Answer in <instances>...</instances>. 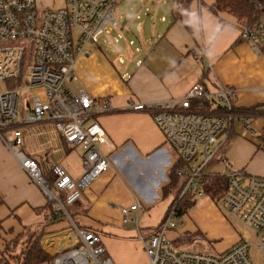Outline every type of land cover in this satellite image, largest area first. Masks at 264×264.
Wrapping results in <instances>:
<instances>
[{"label": "built area", "instance_id": "built-area-1", "mask_svg": "<svg viewBox=\"0 0 264 264\" xmlns=\"http://www.w3.org/2000/svg\"><path fill=\"white\" fill-rule=\"evenodd\" d=\"M64 1L59 7H42L37 0H0V138L22 170L42 189L53 210L62 211L69 220L66 229L42 238L44 262L116 264L102 243L101 233L77 225L66 207L74 204L82 190L111 164L117 147L96 119L111 107L104 97L95 98L84 90L73 92L66 81L72 76L79 56H89L91 47L98 48L103 34L108 35L113 29L122 31L129 21L121 29L122 22L115 17L121 0ZM197 5L202 7L199 0ZM239 33L240 39L254 48L264 47V19L240 27ZM115 41L118 42L117 38ZM206 52L205 45L195 47L194 60L199 62ZM119 62L123 63V59ZM231 92L219 87L212 94L196 83L178 100L149 105L129 103L132 110L150 111L167 143L183 160L193 161L181 196L190 192L206 195L203 169L216 157L232 122L231 117L193 112L189 109L190 102L214 95L225 100L230 108ZM45 120L51 122L66 148H81L83 172L78 179L72 178L62 165L55 164L52 168L55 178L48 180L39 163L23 151L20 127ZM241 122L242 135L255 136L250 123ZM217 163H226V159L210 167ZM221 174L227 179V190L220 203L233 220L254 233L257 238L254 246L261 253L260 264H264V177L246 175L232 167ZM140 207L135 201L127 207L120 206V210L124 222L136 224L148 264H254L249 254L252 244L243 239L217 255L179 250L167 236L169 230L177 227L174 211L155 232L145 236L139 229L138 216H130ZM178 218L182 225L184 217Z\"/></svg>", "mask_w": 264, "mask_h": 264}, {"label": "crops", "instance_id": "crops-1", "mask_svg": "<svg viewBox=\"0 0 264 264\" xmlns=\"http://www.w3.org/2000/svg\"><path fill=\"white\" fill-rule=\"evenodd\" d=\"M37 1L44 3L42 7H58L64 3V0ZM212 1L199 0L201 8H198V0L192 4V35L179 21H173L160 39L146 44L143 49L145 57L142 55L138 59L130 74L118 77L102 48L93 49L89 56L78 57L73 68L75 86L78 91L84 90L95 98L107 99L111 110L100 113L96 119L117 149L111 157L109 168L82 190L74 204L69 205L68 214L77 225L100 232L97 227L103 211L117 207L118 219L114 221L121 224L123 214L120 206L127 207L138 201L141 207L131 215L139 218L140 210L145 208L143 204L154 194L158 193L163 200L161 187L168 181L175 154L151 112L132 110L130 102L149 105L169 99L178 100L207 73L204 79H208L209 92L213 94L219 87L230 88L236 107L246 108L264 103V47L259 45L254 48L240 40L235 19L225 13H212L209 9ZM203 45L207 47V52L196 62L194 48ZM241 120L250 123L255 136L242 135ZM231 121L224 134L223 145L229 132L233 137L225 149L224 158L230 168L246 175L264 177V117H239ZM20 128L23 151L39 163L44 176L53 177L55 164L62 165L74 179L81 176V152L66 148L51 122L45 120ZM0 145L1 256L6 244L13 239L41 230L47 234L62 231L69 226V220L66 216H63V220L60 216L61 221L51 217L42 189L22 170L8 148L3 143ZM114 166L119 168L122 175L116 173ZM220 166L217 163L208 171L221 174L223 170L219 169ZM205 198L208 204L215 205L208 196ZM118 200L121 203H116ZM228 227V242L221 252L243 239ZM139 229L142 232L140 226ZM168 234L170 236V231ZM101 235L108 255L116 264L148 263L140 240ZM175 237L173 234L170 236L171 239Z\"/></svg>", "mask_w": 264, "mask_h": 264}, {"label": "rangeland", "instance_id": "rangeland-1", "mask_svg": "<svg viewBox=\"0 0 264 264\" xmlns=\"http://www.w3.org/2000/svg\"><path fill=\"white\" fill-rule=\"evenodd\" d=\"M205 1L207 2V0ZM38 3L40 6H44V3L42 4L39 1ZM171 5L172 0H121L119 2L116 7L115 17L120 22L125 17H129V23L125 25L122 31L113 29L110 30L108 35L103 34L97 42L98 48L103 49L108 61L113 65L112 69L114 73L118 77L132 73L138 59L144 54L143 49L146 47V44L154 43L163 36L171 14ZM115 38H117L118 42L115 41ZM91 48L95 49L96 47ZM144 55L142 57H145ZM120 58L124 60V63L119 62ZM74 76L75 72L67 79L66 85L76 92L78 89L75 86L76 82L73 80ZM225 89L230 90V88ZM209 98L213 99L214 107L216 105H226L225 100L214 95ZM0 143H2L1 138ZM1 147L4 146L2 145ZM74 151L80 153L81 148L78 147ZM219 164L221 165L219 169L222 168L223 172H229L231 169L227 161L226 163ZM114 168L118 175H122L119 168L116 166ZM205 197L206 195L204 194L197 196L196 205L185 215L182 225L179 224L177 216L173 217V221L177 224V227L170 231V236L171 234L179 236L185 232H187L186 235H191L189 236V240L182 241L174 246L179 250L217 255L227 245L228 236L226 234V227L229 226L232 231L234 229L239 237L252 244L249 249L250 257L254 264H260L262 257L260 251L254 246L257 244V238L254 233L233 220L222 203L215 205L208 204L209 202L207 203ZM172 199V193L163 200L159 198V194L157 193L148 202L143 204L145 208L139 212V226L145 236L155 232L156 228L166 219V212L170 207ZM118 201L116 203H121L120 200ZM116 203L114 204L116 205ZM109 209L110 211L100 213L99 217L100 223L97 228L103 234V237L139 240L136 224L134 222H124L123 216L121 224L116 223L114 220L118 219V209L117 207ZM214 213L218 215H214ZM130 216L134 217L131 214ZM180 217L182 218V216ZM104 219L110 221H102ZM195 229L197 230L193 233ZM0 245L2 246L1 242ZM147 260L149 263L148 257Z\"/></svg>", "mask_w": 264, "mask_h": 264}, {"label": "trees", "instance_id": "trees-1", "mask_svg": "<svg viewBox=\"0 0 264 264\" xmlns=\"http://www.w3.org/2000/svg\"><path fill=\"white\" fill-rule=\"evenodd\" d=\"M195 1L196 0H172L171 5L172 19L174 21H179L191 35L193 34L191 23V6L193 3H195ZM209 9L216 15L225 13L233 17L239 28L252 26L258 21L264 19V0H213L212 4L209 6ZM206 74L207 73H205L204 76ZM204 76L200 79L199 83H201L207 89L206 81L208 79H204ZM229 101L230 108H228L227 105H216L214 107L213 99L203 97L195 98L191 100L189 109L196 113L222 116L224 118L231 117L232 120L239 117L250 119L264 117V103L256 104L246 108L236 107L234 105L235 100L232 92L229 95ZM232 137L233 135L231 132H229L226 139L227 142L225 141L224 145L219 148L216 157L203 169L204 179L206 182L204 190L205 194L215 204L220 203L221 198L227 190V179L224 175L218 172L208 171V168L212 164L224 159L225 149ZM165 141L167 142L166 139ZM169 146L173 150L174 154L176 153V156L173 164L170 167V172L168 173V181L161 187V195L163 199H166L169 194H173L170 207L166 212L167 216L171 211H174L177 217H184L189 213L190 209L194 207L198 196L194 192L186 193L185 195L181 196L183 185L188 178V170L192 169L193 167V161L183 160L179 156V153L176 151V149L171 145ZM183 169L186 170V173L180 174L179 171ZM46 178L50 181H53L55 176L53 174V177ZM60 196L63 197L62 194H60ZM47 203L51 217H54L55 221H59V217L61 216V220H63V212L54 211L51 202L48 201ZM66 207L69 212V206ZM45 234L47 233H44V231L41 230L38 232H29L26 235H22V237L13 239L7 243L4 250H2L0 264H42L44 262V252L42 250L41 241ZM189 236L191 235H186V233H183L174 239H171L169 236L168 237L174 245H178L182 241L185 242L189 240Z\"/></svg>", "mask_w": 264, "mask_h": 264}, {"label": "water", "instance_id": "water-1", "mask_svg": "<svg viewBox=\"0 0 264 264\" xmlns=\"http://www.w3.org/2000/svg\"><path fill=\"white\" fill-rule=\"evenodd\" d=\"M129 21V17H125L121 23V29L124 27V25ZM173 19L172 17L169 18V22H168V25L166 27V30L169 29V27L171 26V24L173 23Z\"/></svg>", "mask_w": 264, "mask_h": 264}]
</instances>
